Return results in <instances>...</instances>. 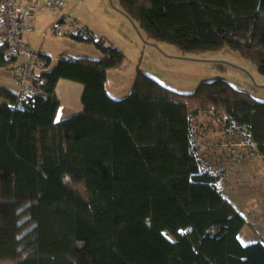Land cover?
Masks as SVG:
<instances>
[{"label":"trees","instance_id":"1","mask_svg":"<svg viewBox=\"0 0 264 264\" xmlns=\"http://www.w3.org/2000/svg\"><path fill=\"white\" fill-rule=\"evenodd\" d=\"M117 3L148 43L228 52L264 75V0ZM52 11L50 34L71 16L87 33L70 25L57 38L101 55L33 48L36 14L20 33L34 53L32 88L20 93L27 55L0 42V69L18 86L0 87V264H264V241L241 242L246 218L202 168L195 141L198 116L213 114L264 155V100L224 78L177 92L140 66L130 93L118 96L121 82L112 93L109 74L123 67L124 51L65 2ZM62 81L81 88L67 113Z\"/></svg>","mask_w":264,"mask_h":264},{"label":"rangeland","instance_id":"2","mask_svg":"<svg viewBox=\"0 0 264 264\" xmlns=\"http://www.w3.org/2000/svg\"><path fill=\"white\" fill-rule=\"evenodd\" d=\"M64 2L67 11L85 15L89 20L88 24L94 22L92 27L95 26L108 38L107 44L113 41L114 45L124 51L126 61L123 67L112 70L109 74L108 88L112 93H116L115 85L124 81L123 86H116L120 88L118 96L123 97L130 93L136 70L140 66L177 92L193 93L206 80L224 78L236 87L250 92L257 99L264 100V75L249 60L240 59L228 52L184 53L177 46L167 43H148L121 12L117 0ZM53 15V11L49 9L37 13L36 29L30 35L33 48L58 54L65 46L64 40H70L80 43L68 48L73 49L74 54L100 58L101 51L96 50L95 46L82 45L70 38H57L58 31L55 35L50 34L48 30L54 20ZM96 33L99 39L100 33ZM0 77L3 78V74ZM68 83L71 82H61L59 93L63 99L76 104L80 84L68 89ZM123 88H127V91ZM198 117L203 124L197 129L195 141L199 144V153L202 155V168L214 173L224 196L239 212L255 223V229L264 231V155L257 152L256 145L250 143L241 129L225 128L213 114H200ZM262 239L264 241V237Z\"/></svg>","mask_w":264,"mask_h":264},{"label":"built area","instance_id":"3","mask_svg":"<svg viewBox=\"0 0 264 264\" xmlns=\"http://www.w3.org/2000/svg\"><path fill=\"white\" fill-rule=\"evenodd\" d=\"M63 0H4L2 4V10L0 14V42H11L13 47L11 52L26 54L27 61L25 67L22 68V72L18 76L19 92H25L32 88L30 80H27V67L30 64L31 59L34 57L33 51L29 48L26 41L22 40L20 33L22 31L30 30L32 22L35 19V15L41 11V9H59L63 4ZM65 24H56L54 29L55 33L58 31V35L64 33V29L71 25L80 30L81 34H86V29H79V25L73 21L71 16H66Z\"/></svg>","mask_w":264,"mask_h":264},{"label":"crops","instance_id":"4","mask_svg":"<svg viewBox=\"0 0 264 264\" xmlns=\"http://www.w3.org/2000/svg\"><path fill=\"white\" fill-rule=\"evenodd\" d=\"M77 15H78V17L81 20H84V21L89 23V20H88V18L85 15H83V14H80V15L77 14ZM54 18H55V16H54ZM93 25H94V22L90 24L91 27ZM92 30L95 32V34H97L96 32H98V33H100V36H105V35L102 34V32H100V30H97L95 26H94V28ZM76 44H79V43H74L73 41L65 40V45H68V47L75 46ZM64 49L68 50L72 54L74 53L73 49H68L66 47H64L63 50ZM9 71L10 70L0 71V74H3V78L0 77V87H5V86L8 87V88L16 87L15 90H17L18 86H17L16 79H15L16 74L12 70L10 72ZM8 73H11L12 75L9 74V75H11V76H9ZM7 78H9V79H7ZM119 82H121V86H123V82L124 81H119ZM68 85H69L68 89H70L71 87L75 88V86H78V85H76L74 83H68ZM80 90H81V88H80ZM67 101H68L67 99H64V102L66 103L65 106H64V108H65L64 113H67V111L73 110L74 107L78 105L77 103L76 104H71L70 102L67 104ZM0 103H1V100H0ZM70 105H71V108H69ZM243 215H244V213H243ZM244 217L246 218V225L242 228V230H241V232L239 234V238H240L241 242L244 243V244H249V243H253V242H257V241L263 240L262 238L264 237V231L258 230L257 228H256L257 229L256 230L255 226H254L255 223L253 224L252 221H250L247 216L244 215ZM248 226L251 227V229H245ZM242 234H244V235L242 236Z\"/></svg>","mask_w":264,"mask_h":264},{"label":"clouds","instance_id":"5","mask_svg":"<svg viewBox=\"0 0 264 264\" xmlns=\"http://www.w3.org/2000/svg\"><path fill=\"white\" fill-rule=\"evenodd\" d=\"M65 179H66V177H65Z\"/></svg>","mask_w":264,"mask_h":264},{"label":"water","instance_id":"6","mask_svg":"<svg viewBox=\"0 0 264 264\" xmlns=\"http://www.w3.org/2000/svg\"><path fill=\"white\" fill-rule=\"evenodd\" d=\"M134 23V22H133Z\"/></svg>","mask_w":264,"mask_h":264}]
</instances>
